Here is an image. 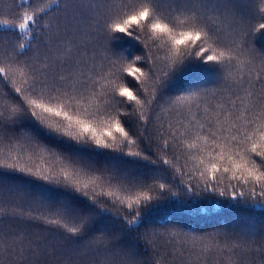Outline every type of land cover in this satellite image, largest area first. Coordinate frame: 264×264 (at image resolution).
<instances>
[{
    "label": "snow or ice",
    "instance_id": "1",
    "mask_svg": "<svg viewBox=\"0 0 264 264\" xmlns=\"http://www.w3.org/2000/svg\"><path fill=\"white\" fill-rule=\"evenodd\" d=\"M255 33L264 0L0 6V264H264ZM124 40L142 54L116 51ZM187 67L222 88L162 103ZM181 189L240 215L203 235L146 226Z\"/></svg>",
    "mask_w": 264,
    "mask_h": 264
},
{
    "label": "trees",
    "instance_id": "2",
    "mask_svg": "<svg viewBox=\"0 0 264 264\" xmlns=\"http://www.w3.org/2000/svg\"><path fill=\"white\" fill-rule=\"evenodd\" d=\"M6 3H11V0H0V6ZM249 40L255 49L264 51V33H255L249 37ZM113 47L130 59L142 54V47L135 41H118ZM222 86L220 76L215 70L199 67L182 68L169 81L161 102L166 101L169 96L185 95L197 90H219ZM216 199L223 201V198ZM238 215L240 213L235 209H221L218 201L209 200L206 196L193 198L191 195H185L181 189L179 196L161 201L160 209L148 217L150 224L146 226H159L165 221H171L173 224H180L187 232L203 235L219 230ZM259 219L264 220V213L260 214Z\"/></svg>",
    "mask_w": 264,
    "mask_h": 264
}]
</instances>
